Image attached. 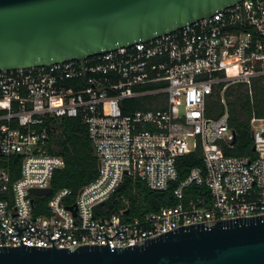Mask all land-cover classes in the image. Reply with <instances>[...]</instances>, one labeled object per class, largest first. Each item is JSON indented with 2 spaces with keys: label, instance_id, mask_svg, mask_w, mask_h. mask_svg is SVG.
I'll return each instance as SVG.
<instances>
[{
  "label": "built area",
  "instance_id": "built-area-1",
  "mask_svg": "<svg viewBox=\"0 0 264 264\" xmlns=\"http://www.w3.org/2000/svg\"><path fill=\"white\" fill-rule=\"evenodd\" d=\"M259 76L264 0H237L173 30L81 58L0 67V155L20 158L12 180L0 167V245L19 244L14 220L26 225L19 230L23 243L51 245L47 235L54 246L104 243L96 233L104 230L113 246L186 222L264 212V116L248 117L251 156L224 153L220 145L231 143L224 87L238 82L250 93ZM209 94L223 104L212 117L204 113ZM60 116L85 123L96 156L95 175L73 192L50 184L62 164L50 151ZM197 145L202 164L177 179L176 156ZM125 174L154 189L174 182L176 201L126 215L125 199L109 200ZM190 183L206 191L184 195ZM31 186L51 189L33 194ZM37 196L44 197L43 209L34 212Z\"/></svg>",
  "mask_w": 264,
  "mask_h": 264
},
{
  "label": "water",
  "instance_id": "water-1",
  "mask_svg": "<svg viewBox=\"0 0 264 264\" xmlns=\"http://www.w3.org/2000/svg\"><path fill=\"white\" fill-rule=\"evenodd\" d=\"M235 1L0 0V67L81 58L146 40ZM50 189L29 187L33 194ZM13 226L19 244L0 245V264H264V212L186 222L113 246L104 230L96 232L104 243L54 246L46 232L51 245L23 243L19 230L26 225L14 220Z\"/></svg>",
  "mask_w": 264,
  "mask_h": 264
},
{
  "label": "trees",
  "instance_id": "trees-1",
  "mask_svg": "<svg viewBox=\"0 0 264 264\" xmlns=\"http://www.w3.org/2000/svg\"><path fill=\"white\" fill-rule=\"evenodd\" d=\"M223 95L228 125L234 129L235 136L230 144L220 141L222 151L251 156L253 150L250 148L252 139L249 133L248 117L251 114L264 116V76L253 79L250 93L246 86L236 82L227 84L223 89ZM134 106L138 104L133 102L132 107ZM222 109L223 104L218 100L217 95L209 94L204 103L205 115L216 116ZM52 139L55 145L50 151L61 157L62 164L52 170L50 184L53 188L68 187L73 192L82 183L91 179L96 172V156L87 137L85 123L78 116L57 117ZM19 164L18 154L13 153L6 157L0 155V167L8 171L9 180L18 174ZM201 164L199 145L193 150L178 154L175 158L177 179L185 176L191 166ZM173 183L171 182L163 189H154L146 186L142 179L132 178L125 174L109 200L118 204L120 199H125L127 202L126 215L138 216L161 205L173 204L176 201L172 193ZM205 191L204 184L190 183L183 188L184 195ZM114 195H118L115 200ZM43 198L40 196L34 198V212L43 209V206L39 204Z\"/></svg>",
  "mask_w": 264,
  "mask_h": 264
}]
</instances>
